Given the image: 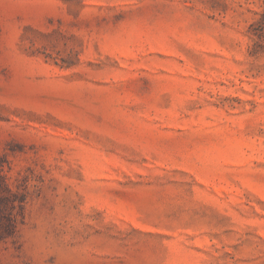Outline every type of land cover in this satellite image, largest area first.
<instances>
[{"label": "rangeland", "instance_id": "rangeland-1", "mask_svg": "<svg viewBox=\"0 0 264 264\" xmlns=\"http://www.w3.org/2000/svg\"><path fill=\"white\" fill-rule=\"evenodd\" d=\"M0 264H264V0H0Z\"/></svg>", "mask_w": 264, "mask_h": 264}]
</instances>
